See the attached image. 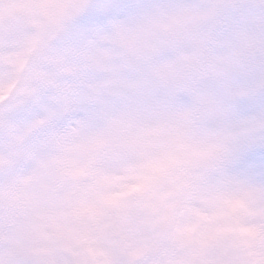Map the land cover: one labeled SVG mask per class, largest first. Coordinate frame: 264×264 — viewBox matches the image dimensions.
Instances as JSON below:
<instances>
[{
    "label": "clouds",
    "instance_id": "clouds-1",
    "mask_svg": "<svg viewBox=\"0 0 264 264\" xmlns=\"http://www.w3.org/2000/svg\"><path fill=\"white\" fill-rule=\"evenodd\" d=\"M0 30L5 202L29 197L72 219L103 176L130 168L177 193L154 213L129 207L177 239L140 264H264V0H0ZM71 45L81 54L57 63ZM224 188L249 194L252 231L185 246L189 206L220 234ZM48 259L24 236L0 248V264Z\"/></svg>",
    "mask_w": 264,
    "mask_h": 264
},
{
    "label": "rangeland",
    "instance_id": "rangeland-1",
    "mask_svg": "<svg viewBox=\"0 0 264 264\" xmlns=\"http://www.w3.org/2000/svg\"><path fill=\"white\" fill-rule=\"evenodd\" d=\"M14 2L24 4L28 0H14ZM121 2L133 5L143 0H121ZM100 22L99 18L93 16L84 17L81 21L85 26ZM183 102L189 101L184 98ZM254 158L261 160L264 156L257 154ZM106 175L113 176V179L108 181L107 178H102L100 184L90 192L80 214L72 219L63 218L55 209L41 208L29 197L14 195L7 198L5 202L3 193H0V248L5 245H14L17 241L16 235L23 236V219L36 222L35 226L40 234L29 240L39 250L48 254L47 264H140L144 260L147 248L149 255L166 254L175 247L177 244L175 234L164 233L157 236L160 230L138 224L130 218L131 214L128 211L129 207L137 204L141 196L146 193V197L153 203L151 207H143V209L146 213H154L157 197L167 200L171 189L162 190L157 186L147 189L146 184L139 182L136 172L130 168ZM130 183L133 185L132 189H128ZM126 188L128 192H125ZM227 190L230 189L224 188L218 192V199L230 210L225 214V220L221 222L224 223V227L219 229V235L218 230L209 223L208 213L203 208L189 206L187 208L189 211L186 209L187 213L181 226V231L185 234L183 240L185 246L190 247L189 242L197 239L205 247L227 245L228 234L235 231L241 233L252 231L254 227L252 213L247 204L243 203L245 198L241 196L234 202L227 201L225 198ZM129 191H133L131 197L128 196ZM96 208H98L97 211ZM101 212L103 213L100 215ZM11 215L12 222H10ZM115 215H123L128 221L127 235L122 240L124 251L117 247L118 252H114L108 243L116 245L121 241V234L118 233L114 237L116 230L108 233L101 221L103 216L114 221ZM134 228L139 230V236L136 239H132ZM52 246L54 247L50 249ZM58 253L60 256L56 255ZM116 253H118L117 256ZM52 257L54 261H51Z\"/></svg>",
    "mask_w": 264,
    "mask_h": 264
},
{
    "label": "snow or ice",
    "instance_id": "snow-or-ice-1",
    "mask_svg": "<svg viewBox=\"0 0 264 264\" xmlns=\"http://www.w3.org/2000/svg\"><path fill=\"white\" fill-rule=\"evenodd\" d=\"M57 36H58V33L56 31L55 25H53L52 27L49 28L47 32L46 40L53 41L57 39ZM80 54H81L80 49L76 47L75 45H71V46L65 47L59 55L54 57V59L57 63L63 64L67 58L77 57Z\"/></svg>",
    "mask_w": 264,
    "mask_h": 264
}]
</instances>
